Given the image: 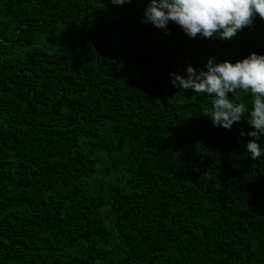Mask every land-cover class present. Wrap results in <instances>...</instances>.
<instances>
[{"label":"trees","instance_id":"1","mask_svg":"<svg viewBox=\"0 0 264 264\" xmlns=\"http://www.w3.org/2000/svg\"><path fill=\"white\" fill-rule=\"evenodd\" d=\"M143 7L0 0V264H264L251 126L169 75L264 53V20L189 37Z\"/></svg>","mask_w":264,"mask_h":264},{"label":"clouds","instance_id":"2","mask_svg":"<svg viewBox=\"0 0 264 264\" xmlns=\"http://www.w3.org/2000/svg\"><path fill=\"white\" fill-rule=\"evenodd\" d=\"M257 16L264 20V0H144L142 9V22L162 31L168 32L169 23H175L189 37L199 34L222 40L235 37ZM169 75L173 87L211 97L202 113L213 126L231 128L234 122L245 120L251 126L240 131L241 136L250 137L245 151L253 160L264 159V53L251 51L235 61L209 56L203 68L189 64L185 74ZM231 94H247L250 103L233 100Z\"/></svg>","mask_w":264,"mask_h":264}]
</instances>
